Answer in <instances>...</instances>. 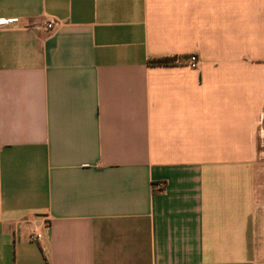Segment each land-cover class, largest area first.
<instances>
[{
	"label": "crops",
	"instance_id": "1",
	"mask_svg": "<svg viewBox=\"0 0 264 264\" xmlns=\"http://www.w3.org/2000/svg\"><path fill=\"white\" fill-rule=\"evenodd\" d=\"M13 19L0 264H264V0H0Z\"/></svg>",
	"mask_w": 264,
	"mask_h": 264
},
{
	"label": "built area",
	"instance_id": "2",
	"mask_svg": "<svg viewBox=\"0 0 264 264\" xmlns=\"http://www.w3.org/2000/svg\"><path fill=\"white\" fill-rule=\"evenodd\" d=\"M16 22L15 19L13 20H0V24H5V23H13ZM59 26V23L57 21H54L52 19H48L45 20L42 25L41 28L44 29L47 33H52L53 31H55L57 29V27ZM188 63H189V67L191 69H195L197 67V58L195 55H191L188 58ZM39 238H41V235L38 233H35L33 235L30 236V240H38Z\"/></svg>",
	"mask_w": 264,
	"mask_h": 264
},
{
	"label": "trees",
	"instance_id": "3",
	"mask_svg": "<svg viewBox=\"0 0 264 264\" xmlns=\"http://www.w3.org/2000/svg\"><path fill=\"white\" fill-rule=\"evenodd\" d=\"M188 56L182 55V56H170V57H161L156 59H151L148 61V64L151 66H167V65H173L178 62H183L187 60Z\"/></svg>",
	"mask_w": 264,
	"mask_h": 264
},
{
	"label": "rangeland",
	"instance_id": "4",
	"mask_svg": "<svg viewBox=\"0 0 264 264\" xmlns=\"http://www.w3.org/2000/svg\"><path fill=\"white\" fill-rule=\"evenodd\" d=\"M257 249H258V247H257ZM259 252H260V254H263V257H264V243L259 246Z\"/></svg>",
	"mask_w": 264,
	"mask_h": 264
}]
</instances>
